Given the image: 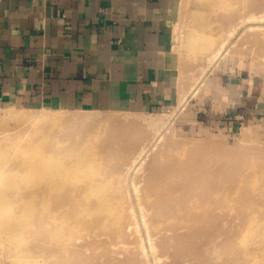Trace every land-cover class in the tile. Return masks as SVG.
<instances>
[{
  "label": "rangeland",
  "instance_id": "rangeland-1",
  "mask_svg": "<svg viewBox=\"0 0 264 264\" xmlns=\"http://www.w3.org/2000/svg\"><path fill=\"white\" fill-rule=\"evenodd\" d=\"M185 1L177 4L168 22L169 75L173 82L169 105L135 112L81 106L55 109L37 104L0 106V165L4 163V171H10V165L20 160L17 151L26 149L37 132L43 130L44 122H32L35 117L46 113L87 116L89 121L67 122L65 138L71 141L70 145L78 141L77 147H82V140L88 134L84 132L94 126L99 134L90 143L100 154L97 179L108 181V187L113 184L115 190L124 189L129 196L128 205H133L139 215L141 204L140 213L147 210L145 221L149 219L145 228L137 216V233L127 230L124 238L118 239L114 234L106 243L99 236L97 255L107 254L108 246L114 251L112 260L124 258L123 264H192L188 257H193L194 264H250L240 257V247H245L251 251V258L260 257L252 264H264V243L260 245L259 238L264 230V5L241 8L229 2V7L223 6L209 14L200 12L199 2L187 0L184 4ZM249 13L256 15V20L238 23L240 16ZM198 14H209L210 19L202 27L194 18ZM196 28L199 33L194 37ZM107 118H115L123 126L105 127ZM240 182L252 183L253 189L236 193ZM203 194L214 206L210 213H191L196 233L191 236L190 245L184 239L187 232L178 213L171 216L162 213L158 217L156 208L149 207L144 200L176 197L168 207L174 210L178 199ZM217 203L222 205V211L216 209ZM168 204L171 203H163L161 207ZM126 210L124 217L128 218ZM10 212L6 211L8 216L12 215ZM153 226L161 233L168 230L166 235L162 234L163 238L175 235L170 229H182L178 234L183 241H171L162 249L158 234L153 240L156 248L152 250L146 236L155 230ZM28 233L36 237L37 240L30 237L33 242H45L41 226L35 230L29 228ZM245 233L250 234L243 237ZM0 238V264H16L11 259L22 258L17 248L24 247L23 243L32 244L25 237L5 235L1 230ZM188 248L190 255L186 256ZM174 257L179 263H174Z\"/></svg>",
  "mask_w": 264,
  "mask_h": 264
},
{
  "label": "crops",
  "instance_id": "crops-1",
  "mask_svg": "<svg viewBox=\"0 0 264 264\" xmlns=\"http://www.w3.org/2000/svg\"><path fill=\"white\" fill-rule=\"evenodd\" d=\"M180 0H0V106L124 112L171 103Z\"/></svg>",
  "mask_w": 264,
  "mask_h": 264
},
{
  "label": "bare ground",
  "instance_id": "bare-ground-1",
  "mask_svg": "<svg viewBox=\"0 0 264 264\" xmlns=\"http://www.w3.org/2000/svg\"><path fill=\"white\" fill-rule=\"evenodd\" d=\"M196 1L200 3L198 7L201 10L200 12L208 11L209 14L210 11L220 10L223 6L229 7V2L231 5H239L241 8L264 5V0ZM186 2L187 0L184 4ZM181 4L183 3L181 2ZM192 8L191 10H193ZM207 15L200 16L198 14L194 16L198 21V26H201V24L206 23L210 19ZM254 18H257V16L249 13L240 16L237 21L238 23H242L251 19L256 20ZM193 26L192 23L191 28ZM198 26L197 28L199 29ZM205 27L208 26L205 25ZM197 28L193 31L194 37L199 33ZM230 31L232 32V30ZM205 35L207 36V34ZM222 41L224 43V40ZM218 50H221V47ZM216 51L214 52L215 54ZM211 54L209 55L210 57ZM215 54L212 56L213 59L216 57ZM89 120L90 118L87 116L69 117L49 113L35 117L32 122H44L45 127L41 128L43 130L37 132L38 135L34 137V140L26 149H19L17 151L20 160L17 159L14 161L15 163L10 165L8 168L10 171H4V163L0 165V230L5 235L25 237L26 240L32 243L31 245L30 243H23L24 247L19 246L17 252L22 258L11 259L12 262L14 261L16 264H118L117 260L119 261L121 257L118 259L113 258L112 260L111 252L114 251L106 246V244L104 245L106 246L107 250L105 252L107 254H96V249L101 244L98 241L99 236H103L104 240L106 239L105 242L108 243L114 234L118 239L124 238L125 231L127 230H132V234H135L138 230L136 228L139 226L137 216L141 218L143 226L145 228L148 227L149 219L148 222L145 221V212L147 210L140 213L142 212L141 204L139 205L141 210H139V215H137L135 213L137 212L136 208L130 203L128 205L129 196L123 191L124 189L115 190L117 187L114 188L113 184L108 187V181L97 179L99 177L97 162L100 160V154L99 151L97 153L94 149V144L90 143L91 139L97 137L99 134L97 130L93 129L94 126L84 132L88 134L82 140V147H77L78 141H74L72 142L74 145H70L71 141L65 138L67 136L64 131L69 129V126L65 125L67 122H85ZM104 120L106 123L105 127L110 125L123 126V123L115 118ZM159 138H161V135ZM74 139L78 140V136H75ZM162 168L163 170L167 169V167L166 169L165 167ZM190 170L191 167L185 170V172ZM251 185L253 184L244 185L240 182V185L238 184L235 188L236 193L241 192L242 189L246 191L252 190L253 186L251 188ZM172 199H176V197L166 199L161 197L153 199L150 197L144 198L146 205L153 209L156 208L157 211L155 213L158 217H162V213H167L165 214L166 216L178 213L182 217L181 222L185 225L184 229L187 232V236L184 239L190 245L191 236L194 237V233H196L191 213H210L214 205L209 203V200L203 194L201 196L178 199L179 203L176 209L173 210L168 208L175 202ZM166 202H170L171 204L162 208L161 206ZM216 205V209L222 211V205L219 203ZM8 210L11 211V216H8L9 213H6ZM125 210L129 213L128 218L124 217ZM205 217L204 215L203 218ZM151 219L153 218L151 217ZM40 226L44 230L42 240H45V242L43 244L33 242L31 239L37 240L36 237L28 233L29 228L35 230L38 227L40 228ZM153 227L155 230L146 236L152 250L156 248L153 240L158 234L162 238L160 245L162 249L167 247V243H171V241H183L182 235L178 234V231L182 229H170L175 235L171 236V238L169 236L164 237V240L162 234L166 235L168 230L165 229L161 233L157 226ZM252 227L253 224L251 225V229ZM246 234L250 233L243 234V237ZM30 237L32 238L30 239ZM259 238L261 245L264 243V230L263 235L260 234ZM0 241L2 242L1 238ZM257 243L259 244V242ZM121 252L124 254L128 253L127 250H122ZM182 252H184L183 249ZM249 252L251 251L248 248L240 247L241 260L252 264L257 258H260L256 254V257L251 258ZM189 253L188 248V252L185 255L189 256ZM173 255L176 256L175 252H172ZM180 255H183V253ZM191 259L193 257H188V261L194 264V261ZM124 261L126 259L123 258V261L119 262L123 264ZM173 261L174 263H179V259L176 257H174Z\"/></svg>",
  "mask_w": 264,
  "mask_h": 264
}]
</instances>
